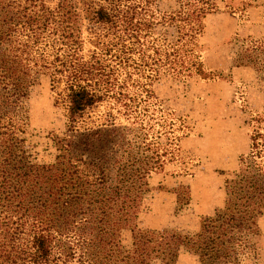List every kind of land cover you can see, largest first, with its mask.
<instances>
[{"label": "trees", "instance_id": "1", "mask_svg": "<svg viewBox=\"0 0 264 264\" xmlns=\"http://www.w3.org/2000/svg\"><path fill=\"white\" fill-rule=\"evenodd\" d=\"M197 1L203 5L198 11H185L183 4L166 15L156 10L154 0H96V4L95 0H57L53 9L43 0H0V264H141L146 254L172 264L178 249L188 244L196 246L199 264H242L255 259L251 239L258 235L257 220L264 217V113L249 118L248 152L223 182L229 205L204 217L193 235L136 231L127 250L114 243V237L121 227L134 228L136 202L130 198V187L158 168L157 157H144L129 172L113 160V166L121 168L119 182L115 180L113 186L95 158L86 161L62 147L51 167L17 158L23 142L18 134L25 125V88L40 74L49 78L69 138L78 137L80 118L105 98L120 102L124 112L131 109L134 99L122 92L112 67L93 51L83 59L81 19L89 25L94 43L105 44L99 55H109L123 67L132 46L141 45L139 41L151 34L154 24L173 23L177 34L180 25H189L176 42L183 37L190 41L201 29L198 20L212 9ZM241 43L247 45L250 57L233 62L231 69L251 66L264 77V38ZM188 54L186 60L175 50L164 56L161 65H168L166 73L176 76L186 72L206 82L221 79V74L197 61L191 49ZM169 56L173 59L167 60ZM157 63L159 59L150 58L143 64L150 71L144 77L146 85L158 75ZM145 84L139 86L142 101L152 97L155 103L152 93L142 88ZM103 126L113 128V123L106 121L99 128ZM120 253L124 256L113 260Z\"/></svg>", "mask_w": 264, "mask_h": 264}, {"label": "rangeland", "instance_id": "2", "mask_svg": "<svg viewBox=\"0 0 264 264\" xmlns=\"http://www.w3.org/2000/svg\"><path fill=\"white\" fill-rule=\"evenodd\" d=\"M43 1L49 9L57 2ZM202 1L212 9L198 20L201 29L190 41L183 37L176 42L189 25H180L182 29L177 34L173 23L154 24L151 34L139 41L141 45L132 46L123 67H118L109 55L106 58L99 55L105 44L94 43L87 31L89 25L81 19V55L87 59L93 51L103 64L112 67L113 78L122 92L134 99L128 113L123 111L120 102L105 98L80 118L78 137L73 139L66 132L63 110L54 105L48 76L40 74L25 88V125L23 132L18 134L23 140L22 153L17 152V158L22 157L21 162L54 166L62 147L86 161L95 158L112 178L113 186L115 180L119 182L117 174L121 172V168L113 166V160L119 161L120 167L129 172L140 166L144 157H157L158 168L130 187V198L136 202L134 228L121 227L114 237V243L116 241L122 250L131 248L136 231L173 230L181 235L196 234L204 217L229 205L223 182L237 170L239 157L248 152L249 118L264 113L261 106L254 107L250 102L253 99L247 94L248 85L237 81L234 70H211L221 74L219 81L227 86L226 89H211L202 85L208 82L192 73L168 74L165 71L168 65H161L164 56L175 50L177 55L188 60L189 49L208 70L215 58L221 61V57L228 56L230 64L243 62L250 56L247 45L241 41L264 38V0ZM154 2L156 10L166 15H172L183 4L188 12L198 11L203 6L197 0ZM77 6L80 9V5ZM80 16L82 18L83 14ZM150 58L159 59L161 63L155 65L158 75L146 85L144 77L150 71L143 64L149 63ZM172 59L173 56L167 57V60ZM245 67L254 71L253 87L263 88L264 77L251 66ZM142 84L146 85L142 88L152 93L155 103L152 97L147 102L142 101L143 89L139 87ZM106 121L113 123V128H99ZM233 149L237 150L236 157L224 156ZM121 185L127 187L129 183ZM257 226L258 235L251 239L256 245L255 259L242 264H264V217L257 220ZM120 254L113 260L124 256ZM141 264L162 263L156 256L146 254ZM172 264H199L196 246H181Z\"/></svg>", "mask_w": 264, "mask_h": 264}, {"label": "crops", "instance_id": "3", "mask_svg": "<svg viewBox=\"0 0 264 264\" xmlns=\"http://www.w3.org/2000/svg\"><path fill=\"white\" fill-rule=\"evenodd\" d=\"M221 61L217 58H215V63H213V66L210 67L208 66V68L210 70H218V71H232L234 70L235 76L237 78V81L242 82L243 84L248 85L247 86V94H249L251 96V99H253V101H250L254 104V107H258L261 106L260 108L263 110V104H264V87L261 89H258L257 87H253V82L255 80V74L254 71L249 68V67H237V68H233L231 69V64L229 63L228 60V56L225 57H221L220 58ZM249 84H251L249 86ZM203 86L205 87H209L211 89L213 88H219V89H226L227 86L225 84V82L222 81H212V82H208V83H202ZM264 86V83H263ZM234 150V149H233ZM231 150L230 152H228L226 155H224L225 157H229V158H234L236 157V149L233 151Z\"/></svg>", "mask_w": 264, "mask_h": 264}]
</instances>
